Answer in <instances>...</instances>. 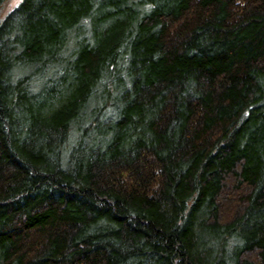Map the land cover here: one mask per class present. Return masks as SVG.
I'll return each mask as SVG.
<instances>
[{
  "label": "trees",
  "instance_id": "trees-1",
  "mask_svg": "<svg viewBox=\"0 0 264 264\" xmlns=\"http://www.w3.org/2000/svg\"><path fill=\"white\" fill-rule=\"evenodd\" d=\"M0 264H264V0L1 17Z\"/></svg>",
  "mask_w": 264,
  "mask_h": 264
},
{
  "label": "rangeland",
  "instance_id": "rangeland-1",
  "mask_svg": "<svg viewBox=\"0 0 264 264\" xmlns=\"http://www.w3.org/2000/svg\"><path fill=\"white\" fill-rule=\"evenodd\" d=\"M21 0H7L1 7L0 18L3 17L7 12L11 11L15 6L19 4Z\"/></svg>",
  "mask_w": 264,
  "mask_h": 264
}]
</instances>
